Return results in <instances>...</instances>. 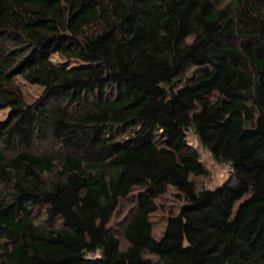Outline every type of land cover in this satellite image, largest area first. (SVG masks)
<instances>
[{
  "label": "trees",
  "instance_id": "1",
  "mask_svg": "<svg viewBox=\"0 0 264 264\" xmlns=\"http://www.w3.org/2000/svg\"><path fill=\"white\" fill-rule=\"evenodd\" d=\"M3 109L0 264H264V0H0ZM190 131L235 181L197 189ZM49 138L68 154L33 152ZM170 187L162 236L130 221L122 247V199L149 229Z\"/></svg>",
  "mask_w": 264,
  "mask_h": 264
},
{
  "label": "rangeland",
  "instance_id": "2",
  "mask_svg": "<svg viewBox=\"0 0 264 264\" xmlns=\"http://www.w3.org/2000/svg\"><path fill=\"white\" fill-rule=\"evenodd\" d=\"M54 62L69 64L68 61L61 58L59 55L54 54L52 56ZM195 72L194 66H188L182 74V81H178L179 85H182L186 79L192 77ZM17 81L23 88L26 99L28 101H34L39 98L42 93V89L39 86L32 85L27 83L22 78H17ZM9 113V109L0 110V121L4 120ZM188 141L189 144L196 149L200 155L203 163L205 164L208 173L203 176H193L191 175V179L195 182L197 189H215L224 183L235 181V177L233 175L232 169L230 165L225 163H219L215 161L209 151H207L203 144L201 143L198 136L193 132H188ZM33 152L39 155L49 154L51 152H55L58 156H66L68 154V150L61 147L58 143L53 140L45 139L44 141H40L36 148L33 149ZM62 169L60 163H57L56 172L54 175L46 174V183H50L51 181L57 178V172ZM12 183L4 182L0 183V193H6L12 191ZM136 192L130 195L126 199H122L118 209L112 215L108 227L115 236L120 239L122 247H126L127 240L125 236V230L130 221L134 222L135 231L141 233H152L156 237H161L167 223V219L171 214L179 213L181 206L184 204L182 199L179 197L177 191L174 188H169L167 194L157 199L159 204V210L153 213L150 217V221L152 227L149 229L142 224L141 217H134L135 209L137 206L136 202ZM34 221L39 226H60L61 220L58 217L50 218L46 213L44 207L37 208L32 211ZM3 240H0V244ZM147 257L152 258L153 264H160L154 255L146 253Z\"/></svg>",
  "mask_w": 264,
  "mask_h": 264
}]
</instances>
